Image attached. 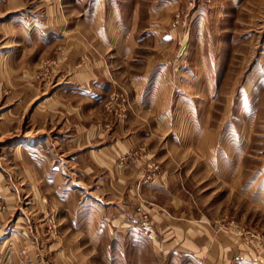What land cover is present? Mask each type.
<instances>
[{
    "label": "rangeland",
    "instance_id": "374dc122",
    "mask_svg": "<svg viewBox=\"0 0 264 264\" xmlns=\"http://www.w3.org/2000/svg\"><path fill=\"white\" fill-rule=\"evenodd\" d=\"M0 264H264V0H0Z\"/></svg>",
    "mask_w": 264,
    "mask_h": 264
},
{
    "label": "crops",
    "instance_id": "0c3cea01",
    "mask_svg": "<svg viewBox=\"0 0 264 264\" xmlns=\"http://www.w3.org/2000/svg\"><path fill=\"white\" fill-rule=\"evenodd\" d=\"M92 74V72H91V70H87V69H85V67L83 66V68L82 69H80L76 74H75V80L77 81V82H81V83H79V84H81V85H79V86H81V88L80 87H78V89H82V90H88V88H90L89 87V85H87V83L88 82H91L92 80V82H93V84H97V80H98V78L96 77V78H91V75ZM94 128H96V127H92V128H90V129H88L87 131H86V134L84 135V137H83V139H78L79 141L81 140L82 142H84V143H87V142H90V140H92V139H94L95 138V135H94V132H95V129ZM98 138H101V136H100V134H98ZM128 143V140H124L123 141V144L125 145V144H127ZM123 145V146H124ZM106 150L108 151V149H104V151L106 152ZM110 150V149H109ZM99 152H101V150L99 151ZM96 156V155H95ZM102 156L100 155V153H99V155H98V158H101Z\"/></svg>",
    "mask_w": 264,
    "mask_h": 264
},
{
    "label": "bare ground",
    "instance_id": "6f19581e",
    "mask_svg": "<svg viewBox=\"0 0 264 264\" xmlns=\"http://www.w3.org/2000/svg\"><path fill=\"white\" fill-rule=\"evenodd\" d=\"M19 147V146H18Z\"/></svg>",
    "mask_w": 264,
    "mask_h": 264
}]
</instances>
